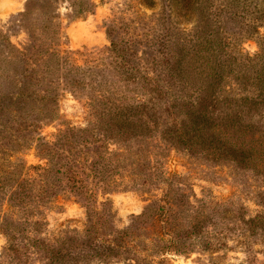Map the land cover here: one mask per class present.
Returning a JSON list of instances; mask_svg holds the SVG:
<instances>
[{
    "label": "rangeland",
    "instance_id": "1",
    "mask_svg": "<svg viewBox=\"0 0 264 264\" xmlns=\"http://www.w3.org/2000/svg\"><path fill=\"white\" fill-rule=\"evenodd\" d=\"M239 1L241 7L243 2L249 5L248 10L253 15H248L243 9L236 10ZM186 2L188 0H0V86L6 74L4 70L14 66L12 60L16 55L12 52V44L26 52L33 50V46L37 48L30 61L38 69L37 75L44 79L35 86H32L35 82L26 83L28 88L18 84L13 86L14 89L4 86V91L0 92V96L3 95L0 99V226L5 224L2 223L3 218H7L6 223L11 228L37 231L33 235L28 233V236L36 235L53 245L64 231H83L86 227L84 203L68 188L70 173L60 176L62 182H55L54 187L42 196L39 191L41 186L21 193L19 184L28 185L41 178L42 167L49 163L48 157L43 155L47 151L39 149L42 143H54L51 148L55 159H58L57 168L72 159V156H67L66 150L74 152L75 149L67 147L66 139L56 140L57 135L66 134L70 128H87L93 122L88 102L99 90L98 83L119 87L126 79L131 86H140L138 79L122 74L120 59L110 56L111 41H128L134 56L141 57L143 63L148 62L152 68H155L156 62L158 65L162 62L167 52L176 54L183 45L189 48L199 36L210 32L214 36L226 35L233 39L234 50L243 55L253 57L259 52L260 39L264 38V0H190L191 10L188 13L183 9ZM25 11L27 19L23 20L19 14ZM235 12H238V17ZM241 13L245 18L240 16ZM255 15H263L258 21L259 33L246 37V23ZM47 36L55 39L47 40ZM51 41V51L55 53L52 60L46 62V57L39 55L37 61L35 52H38V46L44 43V49ZM48 64L54 68L52 75ZM160 69L163 73L167 72L164 64ZM231 79L228 77L225 83L229 91L236 84ZM153 86L155 83L151 82L149 87ZM50 87L52 90H49ZM235 90L241 91L239 87ZM154 97V112L158 113V118L163 113L159 106L164 107L167 103L158 91ZM47 98L55 101L54 116L51 118L46 116L48 113L44 107ZM3 116L5 119L2 122ZM162 119H149L151 133L144 138L134 130H128L123 136L124 144L111 141L102 129L95 130L94 140L97 138V141L88 143L82 149L109 147L113 151L122 148L124 152L128 149L129 161L120 165L128 167L127 171L134 169L137 173L147 174L155 171L154 165L140 162L142 168L139 170L149 172H140L129 165L136 158L135 154L142 152L138 149L145 148L146 144L162 145L165 149L161 157L157 155L162 162L160 168L173 176H180V179L176 177L174 180V186L181 187L187 194L193 192L191 201L197 205L195 197L203 200L213 212L204 226H232L238 229L235 234L229 233L233 237L228 239L225 248L218 251L198 250L188 256L167 255L156 258L153 264H264V229L249 231L247 240L236 237L251 226L246 225V221L262 210L259 203L263 200L264 175L230 161L212 160L201 150L174 149L171 145L166 146L163 140L159 143L152 125L155 129L156 123L162 122ZM75 134L76 130L70 143L75 148L82 147L76 145L80 135L74 140ZM143 153L142 157L151 159L148 153L145 156ZM10 176L12 181L3 186V181ZM78 178L83 180L84 177L79 175ZM113 180L119 185L97 189L92 205L103 211L102 206L106 203L105 214L111 210L113 217L110 222L117 229L130 225L132 218L140 215L149 201L160 198L163 191L162 185L140 182L134 185L129 173L123 171ZM122 181L127 183L121 185ZM220 202L224 203V207L219 209L216 204ZM10 245L8 236L0 230V264H47L48 259L43 254L32 252L19 256ZM72 245L68 244L66 249ZM80 245L79 242L78 247ZM113 264H127V261Z\"/></svg>",
    "mask_w": 264,
    "mask_h": 264
},
{
    "label": "trees",
    "instance_id": "2",
    "mask_svg": "<svg viewBox=\"0 0 264 264\" xmlns=\"http://www.w3.org/2000/svg\"><path fill=\"white\" fill-rule=\"evenodd\" d=\"M243 3L241 7L239 1L235 9H243L248 15H253V12L248 10L249 5ZM189 5L190 0L183 6L186 13L191 10ZM27 14L25 11L19 16L26 20ZM234 15L238 17V12ZM240 16L245 18L242 13ZM261 17L263 15H255L249 19L246 23V37L259 33L258 21ZM52 38L53 36H47L46 39ZM232 40L226 35L214 36L211 32L206 33L199 36L189 48L183 45L176 54L167 52L163 57V63L159 62L158 65L156 62L155 68L149 66L148 62L143 63L141 57H135L128 41L121 43L111 41L108 50L111 52L110 56L114 55L115 59H120L122 65L119 64L121 66L119 67L122 74L138 79L137 83L140 86H131L126 79L119 87L98 83L99 90H96L93 99L88 102L93 122L87 128H70L66 134L57 135L56 140L66 139L67 147L75 149L74 152L66 150L67 156H72V159L59 164L57 168L58 159H55L51 148L54 143H42L39 149L47 151L43 155L48 157L49 163L42 167L39 175L41 178L30 182L28 184L30 187L19 184L21 193L41 186L39 191L42 196L44 192L54 187L55 182H62L60 176L66 174L68 176L70 173L67 180L68 188L84 203L87 210V225L83 231L77 229L64 231L62 237H58L53 245L42 241L36 235L28 236V233L33 235L37 231L27 229L18 231L11 228L6 223L7 218H3L2 223L5 224L0 226V230L8 236L12 250L19 256H27L32 252L43 254V257L48 259L47 264H90L95 261L97 264L123 261H127V264H153L156 258L162 256H188L198 250L215 252L225 248L228 239L233 237L229 233L235 234L238 228L204 226L213 212L209 210L206 202L196 197L197 205L194 204L191 201L193 192L187 194L181 187L174 186V180L176 177L180 179V176H173L160 168L162 162L157 155L161 157L165 147L148 143L145 148L138 149L142 152L135 154L136 158L129 167L135 166L139 170L142 168L140 162H148L155 166L153 173H150V170H139L149 172L147 174L137 173L134 169L127 171L128 167L120 165L129 161L128 149L124 152L122 148L114 151L109 147L88 151L82 148L90 142L97 141V138L94 140L95 130L102 129L111 141L124 144L123 136L128 130H134L143 138L150 136L149 119L163 118L160 120L162 122L156 123L155 129L152 125V131L155 130L157 133L159 143L163 140L166 146L171 145L174 149L180 147L185 150H201L212 160L230 161L238 166H244L245 169L253 168L264 175V38L260 39V50L253 57L243 55L240 51L236 52ZM42 45L38 46L35 59L38 61L39 55L45 56V61L49 62L55 55L51 51L53 42L51 41L44 49ZM11 46L16 58L12 60L14 66L4 70L6 74L0 92L4 91V86L14 89L15 84L23 85L24 88H28L27 84L33 82L35 83L32 86L40 84L44 79L37 75L38 69L30 61L37 48L33 46V50L26 52L13 44ZM162 64L165 65L167 71L165 73L160 69ZM49 65L47 67L50 68L49 72L52 75L55 73L54 68ZM228 77L236 82L231 91L225 87ZM151 82L155 83L152 88L149 87ZM236 87L241 91L235 90ZM49 90H52L51 87ZM157 91L161 98L165 97L167 103L164 107L159 106L163 113H160L161 116L158 118V113L154 112L153 101ZM96 98L98 99L94 100ZM0 99H3L2 94ZM47 99L44 101V107L48 113L46 116L51 118L54 116L52 112L55 110L53 108L55 101ZM166 114L168 116L164 117ZM4 119L5 116L2 122ZM75 130L74 140L80 135V140L76 144L82 146L79 148L70 143ZM142 153L143 156L148 153L151 159L142 157ZM122 171L129 173L134 185H138L136 182L144 185H162L163 191L160 198L149 201L143 212L132 218L130 225L117 229L110 222L113 217L111 210L105 214L106 203L102 206L103 211L92 204L97 189L104 190L119 185L113 178L122 175ZM79 175L84 177L83 180L78 178ZM12 179L10 176L8 180L3 181V186ZM121 183L123 185L127 182ZM45 184L47 185L44 189ZM15 193L13 191V195ZM262 194L264 195V191ZM263 195H261L263 200L259 203L262 210L246 221V225L251 226L239 232L236 236L239 240H247L250 237L249 231L264 229ZM216 205L219 209L224 207L223 202ZM70 243L73 244L72 247L66 249Z\"/></svg>",
    "mask_w": 264,
    "mask_h": 264
}]
</instances>
